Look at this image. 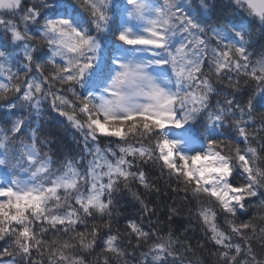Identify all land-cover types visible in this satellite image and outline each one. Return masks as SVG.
Listing matches in <instances>:
<instances>
[{"label":"snow or ice","instance_id":"1","mask_svg":"<svg viewBox=\"0 0 264 264\" xmlns=\"http://www.w3.org/2000/svg\"><path fill=\"white\" fill-rule=\"evenodd\" d=\"M0 242V264H264V0H0Z\"/></svg>","mask_w":264,"mask_h":264},{"label":"trees","instance_id":"2","mask_svg":"<svg viewBox=\"0 0 264 264\" xmlns=\"http://www.w3.org/2000/svg\"><path fill=\"white\" fill-rule=\"evenodd\" d=\"M46 116L40 121L42 131L45 133H51L57 139L53 145V151L57 155H61L72 151L74 153L79 152V147L76 143L80 139L79 134L74 129L66 126V122L63 118L59 117L54 111L51 110L50 106H45ZM155 179V176L152 177ZM135 190V189H134ZM141 191H143L141 189ZM166 203H171L167 197H163ZM159 203V200H157ZM135 201L132 200L131 196L126 194L121 198L120 207L124 210L125 217H134L137 215V209L133 206ZM124 225V217L121 218V228ZM2 246V242H0Z\"/></svg>","mask_w":264,"mask_h":264}]
</instances>
